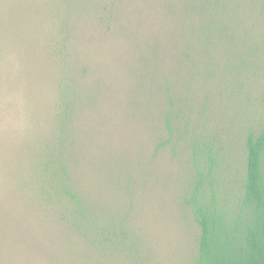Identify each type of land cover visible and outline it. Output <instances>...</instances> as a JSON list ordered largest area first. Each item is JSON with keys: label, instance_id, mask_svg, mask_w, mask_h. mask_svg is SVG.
Here are the masks:
<instances>
[{"label": "rangeland", "instance_id": "1", "mask_svg": "<svg viewBox=\"0 0 264 264\" xmlns=\"http://www.w3.org/2000/svg\"><path fill=\"white\" fill-rule=\"evenodd\" d=\"M192 3L0 0V264H192L179 123L160 145L180 100L222 113L190 77Z\"/></svg>", "mask_w": 264, "mask_h": 264}, {"label": "trees", "instance_id": "2", "mask_svg": "<svg viewBox=\"0 0 264 264\" xmlns=\"http://www.w3.org/2000/svg\"><path fill=\"white\" fill-rule=\"evenodd\" d=\"M188 8L190 77L222 107L212 128L184 120L182 100L170 101L178 115H164L160 145L179 123L172 145L187 158L180 199L198 227L192 264H264V0H194ZM201 109L213 116L211 105ZM57 169L67 176L63 161Z\"/></svg>", "mask_w": 264, "mask_h": 264}]
</instances>
